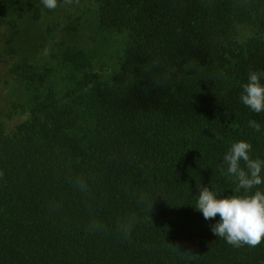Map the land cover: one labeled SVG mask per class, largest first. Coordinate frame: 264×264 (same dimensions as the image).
I'll return each instance as SVG.
<instances>
[{
	"label": "trees",
	"instance_id": "obj_1",
	"mask_svg": "<svg viewBox=\"0 0 264 264\" xmlns=\"http://www.w3.org/2000/svg\"><path fill=\"white\" fill-rule=\"evenodd\" d=\"M85 11L93 46L63 21ZM43 19L25 47L22 25ZM249 69L264 70V0H0V89L19 96L0 112V264H264V240L234 248L192 205L198 184L235 189L231 142L264 159V113L239 102ZM74 174L93 177L87 203ZM138 191L161 194L150 218Z\"/></svg>",
	"mask_w": 264,
	"mask_h": 264
},
{
	"label": "clouds",
	"instance_id": "obj_2",
	"mask_svg": "<svg viewBox=\"0 0 264 264\" xmlns=\"http://www.w3.org/2000/svg\"><path fill=\"white\" fill-rule=\"evenodd\" d=\"M39 2L49 11L58 6V0ZM65 3H70V0H65ZM239 88V102L252 113H264V70L249 69L246 80L240 83ZM247 125L257 132L261 131V125L256 120H248ZM251 152L252 145L247 140L231 142L220 161V172L234 178L235 189L231 194L222 195L212 186L198 184V194L192 202L194 210L199 211L205 221H214L209 224L210 232L234 248L256 247L264 240V159L254 158ZM92 181L91 174H74L67 178L72 190L85 203L91 196ZM157 193L138 191L135 194L137 206L145 210L147 216L153 196ZM60 206L53 202L49 208L56 211ZM134 226L135 218L125 217L116 222L115 231L127 239ZM85 227L90 233L107 231V226L95 215L89 216Z\"/></svg>",
	"mask_w": 264,
	"mask_h": 264
},
{
	"label": "rangeland",
	"instance_id": "obj_3",
	"mask_svg": "<svg viewBox=\"0 0 264 264\" xmlns=\"http://www.w3.org/2000/svg\"><path fill=\"white\" fill-rule=\"evenodd\" d=\"M82 13V12H81ZM80 13V14H81ZM85 20V21H84ZM47 19H43L40 22H26L22 25L21 37L20 40L25 47L30 48L33 45L36 37L39 34V31L43 25L47 22ZM65 24H69L72 27L70 33L74 34L73 39L80 45H90L93 46V40L91 37L94 35V18H92L89 11H85L80 18L76 19H63ZM82 21L85 24L81 23ZM249 28H242V32H248ZM100 36H97V38ZM18 99V91L15 89L14 85L11 87H5L0 89V112L3 114L4 105L9 103L10 100ZM4 106V107H3Z\"/></svg>",
	"mask_w": 264,
	"mask_h": 264
}]
</instances>
